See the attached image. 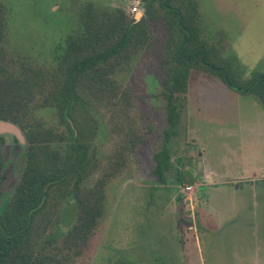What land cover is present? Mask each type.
<instances>
[{"label": "rangeland", "instance_id": "obj_1", "mask_svg": "<svg viewBox=\"0 0 264 264\" xmlns=\"http://www.w3.org/2000/svg\"><path fill=\"white\" fill-rule=\"evenodd\" d=\"M196 1L202 36L217 57L235 56L237 83L246 86L255 75L264 76V0ZM88 2L122 9L129 18L144 14L142 0H5L7 60L15 69L21 62H51V52H59ZM149 26L147 44L115 76L128 96L119 109H102L95 115L96 175L104 171L125 129L138 127L144 142L129 152L125 166L107 180L104 212L74 262L264 264V104L256 93L229 88L209 72L192 67L186 92L178 99L175 132L169 131L166 142L172 181L159 184L152 169L153 154L164 144L167 128L161 53L168 30L160 19ZM33 116L66 131L55 109H37ZM1 135L6 197L24 164V149L14 141L15 135ZM174 169L196 177L192 188L173 182ZM217 174L224 179L218 180ZM5 197L0 198V208ZM67 202L58 204L49 229L59 243L67 227H60L56 220ZM71 219L72 213L65 216V221Z\"/></svg>", "mask_w": 264, "mask_h": 264}, {"label": "trees", "instance_id": "obj_2", "mask_svg": "<svg viewBox=\"0 0 264 264\" xmlns=\"http://www.w3.org/2000/svg\"><path fill=\"white\" fill-rule=\"evenodd\" d=\"M142 2L144 14L139 18H129L119 8L83 4L75 29L59 52H51V62H21L15 69L5 49L8 6L0 0V119L17 125L24 137L22 142L13 138L24 149V164L12 192L5 197V140L0 134V198L5 197L0 208V264H75L73 258L81 254L104 212L107 180L125 166L129 152L144 142L138 127L125 129L104 171L96 175L95 115L102 109H119L128 96L115 76L147 44L150 21L163 20L168 30L161 53L167 128L164 144L153 154L152 169L159 184L172 181L166 142L169 131L175 132L178 99L186 92L192 67L209 72L229 88L256 93L264 104V76L255 75L246 86L237 83L235 56L217 57L202 36L196 0ZM44 108L56 110L66 131L33 116L35 110ZM174 171L176 184L191 185L196 179L190 171ZM63 200L68 202L56 221L67 230L59 243L49 229ZM70 213L72 219L65 221Z\"/></svg>", "mask_w": 264, "mask_h": 264}, {"label": "water", "instance_id": "obj_3", "mask_svg": "<svg viewBox=\"0 0 264 264\" xmlns=\"http://www.w3.org/2000/svg\"><path fill=\"white\" fill-rule=\"evenodd\" d=\"M11 133L15 135L20 141H24V137L21 134L19 127L10 121L0 119V134L2 133ZM201 165V161H198V166ZM221 180V179H218Z\"/></svg>", "mask_w": 264, "mask_h": 264}, {"label": "built area", "instance_id": "obj_4", "mask_svg": "<svg viewBox=\"0 0 264 264\" xmlns=\"http://www.w3.org/2000/svg\"><path fill=\"white\" fill-rule=\"evenodd\" d=\"M132 10H133V11H136V8L133 7ZM190 188H192V185H187V184H186L185 189H186V190H189Z\"/></svg>", "mask_w": 264, "mask_h": 264}, {"label": "crops", "instance_id": "obj_5", "mask_svg": "<svg viewBox=\"0 0 264 264\" xmlns=\"http://www.w3.org/2000/svg\"><path fill=\"white\" fill-rule=\"evenodd\" d=\"M216 176H218L219 177V179H224V178H222V177H220L218 174L216 175ZM254 176V175H253ZM252 176V179H254V177ZM241 178V177H240ZM243 178V177H242ZM252 179H251V181H252ZM233 183H235V182H233Z\"/></svg>", "mask_w": 264, "mask_h": 264}]
</instances>
